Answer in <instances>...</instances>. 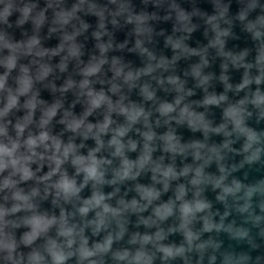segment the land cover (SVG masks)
I'll use <instances>...</instances> for the list:
<instances>
[{"label":"clouds","instance_id":"9594fccd","mask_svg":"<svg viewBox=\"0 0 264 264\" xmlns=\"http://www.w3.org/2000/svg\"><path fill=\"white\" fill-rule=\"evenodd\" d=\"M110 3L117 4L118 0H109ZM85 0H79L72 6L71 11H60L55 14V22L61 27L68 24L78 10H82ZM34 4L25 3L23 6L17 4L16 0H0V23L8 24V17L12 14L13 10L20 13L19 19L16 21L17 25L24 24L30 17ZM175 7V6H174ZM221 6L217 0V8ZM257 7V0H248L245 9H242L237 16V19L244 21L247 12ZM264 9V5L260 6ZM125 5L119 4V11H124ZM87 11L94 12L97 15L103 16L101 12L97 11L95 4H89ZM227 7H223L220 11V17L224 16ZM118 14V13H117ZM148 19L146 14L139 16H129L127 22L136 21L137 27L135 31L141 33L145 29L140 25ZM178 20L186 21L188 15L183 11L178 12ZM217 17L212 16L208 18V23L211 24L212 29L216 33V39L211 41V45L218 48V54L227 57L231 60L234 67H243L244 73L242 79L235 86L228 82L226 75H221L220 80L224 84L225 93L229 90L235 92L245 91L243 98L235 103H229L223 109L224 122L216 127H213L209 121L204 117V113H198L192 110L189 104H183L186 95H191L192 91L184 89V82L177 76H168L167 83L172 85L174 90L178 93L174 102H162L156 108L160 117L164 118V124L170 121H175L179 124H187L188 128L192 131L200 130L203 132L205 139L208 134L216 133L223 134L224 137H229L235 134L237 138L243 137V144L241 149L237 150L231 148L230 145L233 141L225 139L219 145L209 146L205 142L194 140L187 144H181L179 137L169 129L163 135H157L152 130L149 123L150 112L137 104L125 105L120 100L113 103L104 91H95L92 87V81L89 77L96 76L101 72L102 65L105 64L106 58L104 53L111 48V43H98L97 48L100 52V57H94L87 65L80 69V74L83 79L77 84L75 81L69 79L60 88L61 92H66L71 88H78V95L85 97L87 105L84 113L79 118L73 116L70 112L65 111L63 117L59 121L65 125L66 130L77 134L84 139L89 137L95 140L96 146L88 150L87 155L79 154L78 148L83 145H77L71 140L68 143H63L62 140L55 135L50 134L48 125L53 117L57 115V110L62 107L60 101H56L50 106L41 107V116L37 123L39 131L33 133L28 131L25 136V130L28 129L30 124H33V115L38 106L44 105L42 100L37 99V93L33 91V83L35 81L44 80L52 68L40 61L34 60L33 63L39 64L35 77H33L29 68L25 65H20L19 75L15 78V89L7 85L9 73L17 67L18 54L19 55H34L43 58L45 55L52 56L58 55L66 50V55L62 57L58 67L61 71L66 70V61L69 58H79V46L73 42L74 36L65 34L62 42L55 49H46L40 47V40L33 36L26 43H11L6 38L3 32H0V47L9 50L10 54L0 59V66H3L5 71L0 75V93L4 94L3 106L0 107V174L7 173L0 177V193H5L3 200L10 201V206L0 203V253H4L3 259L10 264H66V261L75 256L77 264H103V260L93 259V257H103L105 254L111 252V258L114 261H124L126 264H153L155 252H149L145 246L151 244L156 252L161 253V260L168 261L176 257H181L187 264L188 257L186 252L196 251L198 253L197 264L203 259V252L206 247L211 246L213 249L219 248V243L213 241L211 238L207 241H199L202 232H212L221 230L228 232L233 239H248L249 229L244 227L235 226V222L224 224V219L229 215L226 210L220 217L219 222L213 220V212L210 211L211 203L202 198L203 191L202 185L210 184L212 188L220 189L216 199L225 203L227 209V197H232L235 202V210L247 216L244 218L246 222L250 221L253 226L259 225L264 216L255 215L253 213V200L256 196L258 198L257 206L260 208L261 213H264V179L255 181L254 183L244 184L240 180L233 178L230 182H225L230 172L242 168L245 164L252 165L261 161V154L264 153V131L257 132L246 124V119L252 116V111L249 110L248 105L257 110V120L264 119V92L260 90L259 85L264 83V41L260 40L264 35V15H259L254 21H248L245 24V30L251 33L252 39L258 42L256 49L255 62L250 63L245 61L248 55V50L234 55L230 52L223 51V41L221 36L230 34L228 29H220L214 22ZM44 21L43 12L33 17V23L38 29ZM116 23L115 20L112 21ZM11 26V25H9ZM87 27V25H83ZM104 25L101 22L100 28ZM190 30V29H189ZM55 31V29H50ZM101 32H95L94 36L97 40L100 39ZM168 43L172 44L173 49H181L182 52H188L179 41L172 42L169 38ZM119 47H123L120 45ZM136 47L139 48L141 53H147L149 63L135 72L129 70L125 71V66L120 64L116 59L112 61V71L114 73L113 80L120 78L124 84L129 88L135 86L136 81L143 75H151L156 69H167L170 62L161 58L155 64L151 63L155 60L152 53L148 52L146 48L141 47V42L137 40ZM178 57L174 56L173 61ZM79 62V61H78ZM207 64L201 56V62L192 67L191 74L197 80V86H206L211 78L210 75L202 74V67ZM223 69H227L228 65L222 64ZM255 67L257 74L252 75L250 69ZM157 83L163 85L164 80L155 77ZM256 85L257 87L252 90L249 86ZM55 91V86H53ZM111 92L118 93L120 85L112 82ZM140 94L145 100H155L154 91L150 90L148 84L140 87ZM27 97L24 103L20 104V97ZM228 100L226 94L220 95L206 94L202 101L197 102L202 106L215 105L220 106L222 102ZM106 106V111L103 116V121L97 124L86 123V117L91 115L95 109ZM24 108L27 110L26 115L17 119L15 124L12 125L15 135L9 134L8 126L11 123L6 118L13 111V109ZM115 112L125 118V123L112 127L115 123L111 114ZM176 113V115H172ZM143 123L146 131L141 132L139 129L136 131L143 138V147L140 150L139 156L135 159H129L126 151H136L137 141L128 139L124 141V137L128 134L133 126L137 123ZM159 125L160 121H156ZM231 124V131L228 125ZM111 133V138L105 143L101 138L103 134ZM162 141V151L175 155L186 156L191 154L194 161H203V163L193 167L186 164L179 171L172 164L165 165L163 163L164 157L161 156L159 160H153L152 153L156 148L155 140ZM111 149L110 155L114 158H119V166L112 168L111 179H105L107 168L105 166L111 165L112 161L104 157L97 156L101 149ZM39 149V150H38ZM222 149L230 152H236L243 155V159L239 164L231 165L226 168L224 164L220 163L224 156L221 153ZM204 150V151H202ZM213 159L216 160L221 175L213 176L204 172V167L209 164ZM47 162L48 171L43 175H37ZM66 162L70 163L75 169L74 175H69L68 172L62 167ZM37 165L34 171L31 165ZM142 171H150L152 173L151 179L154 183H159L163 187L157 189L154 185L136 184L135 191L140 197V200L135 198L126 201L120 198L117 201V206H112L107 203L109 199L116 195L119 191L118 188L113 192L105 194L101 190V186L116 185L127 180L135 181ZM192 173L188 183L195 189L193 198L191 200L185 199L187 189L184 184H180L175 189V199H169L154 205L152 208V215L148 218L140 217L138 224H143L146 227L153 225L157 226L154 234L139 232L133 233L128 243L132 245L138 244L139 247L134 251L125 248L122 250L112 251L114 241L120 240L125 231L126 220L124 215L127 212L140 213L153 205V201L160 198L161 191H168L169 182L176 180L179 177H188ZM82 179L77 183L76 176H81ZM53 177H56L53 179ZM247 173H245V178ZM35 181L37 185L43 184V196L38 186L31 187L28 191L19 185L23 182ZM91 183V195L87 198H81L80 193L82 189ZM51 190L53 196L52 204L59 205L61 201L64 203L72 204L75 212H68L63 207H60L59 216L49 214L46 211H40L36 198L41 200L46 199ZM140 201H143L141 203ZM179 202V203H177ZM89 212H94L92 219H85ZM17 213H25L15 219L9 217L16 216ZM198 214H201L198 216ZM78 215L80 217V224L70 222V218ZM177 216L179 221L176 227H169L167 233L163 228L159 227V222L167 220L169 217ZM203 221L202 229L194 231L192 228L193 222L197 219ZM115 223L116 230L107 231L101 242H94L91 247L88 246V238L84 235L85 227L90 228L93 236L98 235L101 231L108 230L110 225ZM26 227L28 231L24 232L17 241L14 235L6 231V229H16ZM55 228V237L49 235L51 229ZM179 231L183 238L184 243L177 246L175 244L161 243L168 233ZM260 235L264 236V228L260 229ZM38 238H44V243L41 246L32 247L26 256L23 253L17 252L20 244L25 247H31ZM62 238V239H61ZM73 245H77L73 248ZM256 247L255 244L252 245ZM216 259L215 255L209 256V264ZM249 257L247 254H241L234 258L232 254H226L222 259V264H243ZM259 259V258H257Z\"/></svg>","mask_w":264,"mask_h":264},{"label":"water","instance_id":"95a60500","mask_svg":"<svg viewBox=\"0 0 264 264\" xmlns=\"http://www.w3.org/2000/svg\"><path fill=\"white\" fill-rule=\"evenodd\" d=\"M16 2L20 6L28 3L34 4L35 7L33 8L29 19L22 25L18 26L16 23L20 17V13L17 10H13L12 14L7 18L8 24L0 23V32H3L6 35L9 42L26 43L31 37L36 36L40 40L41 48L51 50L55 49L62 42L65 34L71 35L72 33H77L74 36L73 42L79 46L81 53L78 60L77 58H69L66 61L67 68L64 71H61L58 65L61 62L62 57L67 54L66 50L58 55H45L43 58L34 55L18 54L17 67L9 73L7 80V85L13 89L16 87L15 78L19 75L20 65L27 66L33 77H35L36 71L39 67V64L33 63L34 60L46 63L52 68V71L44 80L35 81L34 79L33 91L37 93V99L42 100L44 105L38 106L35 110L33 115L34 123L30 124L28 129L25 130V136H27L29 130L34 134L39 131L36 125L41 116V107L50 106L56 101H60L62 107L57 110V115L53 117L48 125L50 134L58 136L65 144L71 140L77 145H83L78 148L79 154L82 155H87L88 150L96 146L93 138L89 137L88 139H84L83 137L66 130L65 125L59 122L65 111L70 112L73 116L79 118L83 115L87 107L85 97L78 95V88L74 87L66 92H61L60 88L69 79L78 84L79 81L83 79L80 74V69L87 65L94 57H100L97 44L111 43V48L104 53L107 62L102 65L101 72L97 73L96 76L89 77L90 81H92L91 87L95 91H104L113 103L120 100L121 96H123L124 99L122 102L125 105L134 103L143 107L145 111L150 112L149 123L152 126V130L156 132L158 136L163 135L171 129L174 134L179 137L181 144H187L194 140H199L205 142L209 146H219L225 139H229L233 141L230 145L231 148L237 150L241 149L244 139L242 136L237 138L235 134H232L226 138L222 133L216 134L210 132L207 139H205L202 131H192L188 128L186 123L178 125L173 120L167 125L164 124V118L160 117L156 108L162 102H174L178 95L173 86L167 83V77L174 75L184 82L185 90L190 89L192 91L191 95H186L184 97L181 106H183V104H189L193 111L204 113L205 119L209 121L213 127L223 123V109L227 107L229 103H235L243 98L245 91L235 92L234 90H229L225 93L224 84L220 80V76L222 74L226 75L228 77V82L235 86L241 81L244 68L234 67L230 59L218 54V48L212 46L210 43L216 39V33L212 29L211 24L207 21L209 17L215 16L217 19L214 22L218 27L222 30H229V35L220 37L223 41L224 52H230L237 55L247 49L248 55L245 57V61L254 63L258 42L254 41L251 33L245 30V24L248 21H254L259 15H264V9L260 7L261 5H264V0H257V7L247 12L244 21L237 19V16L242 9L246 8L248 0H218L219 5L221 6L220 8H217V0H118L117 4L110 3L109 0H85L82 10H78L69 23L63 27L55 22V14L62 10L71 11L72 6L79 3V0H16ZM121 3L125 5L124 11H119V4ZM89 4H95L97 6V11L102 13L103 20H101V16L96 13L87 11ZM225 6L227 7V11L224 13L223 17H220L219 13ZM179 11H183L188 15L186 21L177 19ZM40 12H43L44 21L37 29L33 23V17L37 16ZM141 14H146L148 19L140 25L145 31L137 33L135 31L137 27L136 21L133 20L132 22H127V19L129 16L135 17ZM113 20L116 21L115 24H113ZM101 22L104 25L103 28H100ZM83 25H87V27L85 28ZM50 29H55V31H50ZM95 32L102 33L99 40L94 36ZM169 38H171L172 42L179 41L189 51L182 52L179 48L173 49L172 44L168 43ZM137 40L141 42V47L146 48L148 52L152 53L155 57V60H152L151 63L155 64L163 58L169 61L170 65L167 69H156L151 75H142L136 81L135 86L129 88L120 78L113 80L114 73L112 71V61L113 59L118 60L120 64L125 66V71L131 70L135 72L136 70L145 67L149 63L148 55L147 53H141L139 48L136 47ZM260 40L264 41V35L261 36ZM120 45H123V47H119ZM9 54L10 52L8 49L0 47V59ZM174 56L178 57L175 61H173ZM201 56L207 61V64L201 69L202 74L211 76L208 84L203 87L197 86V80L191 74L192 67L201 62ZM225 63L228 65L226 70L221 67V65ZM4 71V67L0 66V75H3ZM249 71L252 75L257 74V69L255 67ZM155 77L163 79L164 84L161 85L157 83ZM112 82L120 85V91L118 93L110 91ZM144 84H148L150 90L154 91V101L145 100L140 94V87ZM53 86H55V91H53ZM249 87L254 90L257 86L253 84ZM259 87L260 90L264 92V83H261ZM222 93L227 95L228 100L222 102L220 106L209 105L205 107L197 103L202 101L206 94L220 95ZM3 97L4 94L0 93V107L3 106ZM26 98L27 97L24 96L20 97L21 105ZM248 108L252 111V116L246 119V124L257 132L264 131V119L258 121L257 110L252 108L250 104L248 105ZM105 111L106 106L103 105L101 108L95 109L91 115L86 117V123L97 124L102 122ZM26 112L27 110L24 108L13 109L6 118L11 121L8 126L10 135H15L12 125L15 124L17 119L26 115ZM172 115H176V113H173ZM111 117L115 122L112 127L125 123V118L115 112L111 114ZM157 120L160 121L159 125L156 123ZM228 128L229 131H231V124L228 125ZM136 129H139L141 132L147 130L142 122L137 123L123 138L125 142L128 139L137 141L136 151H126V155L132 160H135L139 156L140 150L143 147V138ZM101 138L107 143L111 138V133L103 134ZM154 143L156 148L152 153L153 160H159V158L163 156V163L165 165L172 164L177 171L186 164L195 167L203 163V161H194L190 152L186 156L175 155L173 158L172 154L162 151V141L157 139ZM110 152L111 149L105 148L97 153L98 158L104 157L112 161L111 165L105 166L107 168L105 179H111L112 168L119 166V158L112 157ZM221 153L224 156V159L220 163L224 164L226 168H230L231 165L234 164H239L243 159V155L237 154L236 152H230L226 149H222ZM31 167L35 171L37 165L33 163ZM62 167L70 176L75 174V169L70 163L66 162ZM48 170V164L47 162H44L41 170L37 172V175H43ZM204 172L213 176L221 175L215 159L204 167ZM245 173H247L246 178ZM6 174V172L0 174V177ZM151 176L152 173L150 171H142L135 181L127 180L116 185L105 184L101 186V190L107 194L113 192L116 188L119 189L116 195L107 201V203L114 207L117 206V201L120 198H123L126 201H130L133 198L140 200L139 195L134 190L136 184H142L145 186L154 185L157 189H162L163 187L159 183H154ZM191 176L192 173H189L188 177H179L176 180L170 181L168 191H161L160 198L153 201V205H150L147 210L140 213H125L124 219L126 220V231L120 240L113 242L112 251L125 248L134 251L138 248V244L132 245L128 243L133 233L154 234L157 230L156 225L146 227L137 222L141 216L144 218L151 216L154 205L167 202L169 199H175V189L178 185H185L187 189L185 199L191 200L193 198V192L195 191V189L188 183ZM55 178L56 177H53V179ZM233 178L240 180L244 184H250L257 180L264 179V153L261 154L260 162L252 165L245 164L242 168L230 172L225 182H230ZM76 179L77 183H79L82 179V175L76 176ZM19 186L24 188L25 191H28L33 186H38L41 190V195L43 196V184L37 185L35 181H28L21 183ZM201 187L203 188L201 193L202 198L211 203L210 211L213 212V220L219 222L220 217L227 210L229 215L225 217L224 224L228 225L229 223L235 222V226L249 229V237L252 243H249L247 238L240 240L233 239L228 232L223 230L219 232H216L215 230L212 232H202L199 241L197 242L207 241L211 238L213 241L219 243V248L213 249L211 246L206 247L200 264H209V256L211 255H215L216 257L211 264H222V259L226 254H232L234 258L241 254H247L249 259L244 261L243 264H264V236L260 235V229L264 228V220H261L259 225L253 226L250 221L246 222L244 219L247 216V213L240 214L235 210V202L232 197L229 196L226 198L228 205L226 209L225 203L216 199L220 189L214 190L210 184L202 185ZM91 192V183H89L88 186L82 189L80 196L81 198H87L91 195ZM4 195L5 193H0V203L10 206V201L5 202L3 200ZM52 199L53 196L51 190L46 199L41 200L37 197L36 202L38 203L39 210L46 211L49 214H54L56 216H59L60 207H63L68 212H75L72 204L61 201L59 205H53L51 202ZM252 200L253 213L255 215L264 216V213H261L260 208L257 206L258 198L254 196ZM140 202L143 203V201ZM22 215H25V213H17L16 216L9 217V219H15ZM199 215L201 214H198V216ZM93 217L94 212H89L85 219H92ZM70 222L80 224V217L76 215L75 217L70 218ZM178 223L177 216H172L165 221L159 222V227L163 228L167 233L169 227H176ZM202 226L203 221L198 218L193 222L192 228L194 231H199L202 229ZM114 230H116L115 223L111 224L108 230L101 231L98 235L93 236L90 228L85 227L84 235L88 238V246L91 247L94 242H101L103 237L107 234V231L114 232ZM6 231L11 232L14 235V238L19 241L22 234L28 231V229L22 226L16 229H6ZM49 235L55 237V228L50 230ZM43 243L44 238H38L31 247H25L20 244L17 248V252L23 253L26 256V254L31 251L32 247L41 246ZM161 243L175 244L179 246L184 243V238L179 231H176L168 233ZM253 244H255L256 247H253ZM76 246L77 245H73V248ZM145 248L149 252H155L153 264H186L185 260L181 257L162 261L160 258L161 253L156 252V249L151 244L146 245ZM185 255L188 257L187 264H197L198 253L196 251L186 252ZM3 256L4 253H0V264H10V262H6L3 259ZM93 259H102L103 264H126L124 261H114L111 258V252L105 254L103 257H93ZM66 264H77L76 257L73 256L69 258L66 261Z\"/></svg>","mask_w":264,"mask_h":264}]
</instances>
